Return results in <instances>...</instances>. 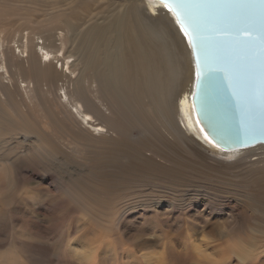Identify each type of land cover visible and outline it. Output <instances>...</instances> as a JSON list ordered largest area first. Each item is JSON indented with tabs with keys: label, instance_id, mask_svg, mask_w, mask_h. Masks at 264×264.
<instances>
[{
	"label": "rangeland",
	"instance_id": "obj_1",
	"mask_svg": "<svg viewBox=\"0 0 264 264\" xmlns=\"http://www.w3.org/2000/svg\"><path fill=\"white\" fill-rule=\"evenodd\" d=\"M19 1L18 12L36 11L34 17L47 20L8 24L0 27V36L29 33L36 43L53 33L61 41L58 54L76 76V35L59 23L50 25L47 8L34 4L49 0ZM9 45L17 54L15 44ZM8 56L14 62L9 51ZM23 78L25 93L7 92L17 113H8L12 125L0 132V264H264V197L256 192L264 188V178L252 181L264 170V148L204 151L183 134L164 132L170 152L153 155L152 170L122 173L106 167L103 188L102 179L84 178L92 167L75 148L72 135L82 131L69 114L71 106L61 102L64 80L35 79L29 71ZM20 118L38 122L48 133L61 132L63 153L73 161L46 154L41 142L21 133ZM60 120L69 124L68 135ZM100 120L104 124V116ZM151 132L134 127L130 137L140 142ZM30 142L37 148L30 150ZM256 156L259 160L251 161ZM171 166L172 173L163 174Z\"/></svg>",
	"mask_w": 264,
	"mask_h": 264
},
{
	"label": "bare ground",
	"instance_id": "obj_2",
	"mask_svg": "<svg viewBox=\"0 0 264 264\" xmlns=\"http://www.w3.org/2000/svg\"><path fill=\"white\" fill-rule=\"evenodd\" d=\"M36 2L38 8H47L44 11L51 15L47 21L50 25L59 23L72 37L76 35L79 73L70 75L73 73L71 63L65 61L63 53L58 54L61 41L56 42L53 33L39 36L40 42L36 43L29 33H18L16 39L5 34L0 36V94L7 95L12 88L25 93L27 84L23 83V71H29L35 79L42 76L52 83L63 79L59 87L61 102L71 106L69 114L82 131L72 135L77 143L75 148L88 156L92 167V173L84 178L98 177L104 188L106 167L122 173L152 170L155 166L152 156L170 152L162 137L164 132L174 137L183 134L204 151L217 149L232 154L240 151H224L203 135L192 103L194 67L190 47L166 4L159 0ZM20 4L19 0H0V27L47 20L34 17L36 11L18 12L16 7ZM82 25L86 26L78 29ZM11 42L15 44L17 54L10 47ZM8 51L15 56L14 62L9 61ZM58 62L60 67L57 68ZM4 75L7 76L5 81ZM70 81L73 88L68 87ZM99 102H104V110L99 107ZM9 112L17 113L10 104V95L1 96L0 132L12 125ZM103 116L104 124L100 120ZM20 121L23 123L21 133L41 142L46 154L50 152L64 162L73 161L63 153L64 143L58 137L61 132L48 133L36 121L21 118ZM58 126L68 135L66 121L60 120ZM134 127L151 128L152 132L148 138L135 142L130 137ZM110 133L114 135L110 136ZM30 145V150L37 148L31 142ZM256 147L264 148V144L245 149ZM258 157L261 158V154ZM254 159L257 161V156L250 160L254 162ZM171 169L175 168L171 166L163 174L172 173ZM162 170L157 169V172ZM77 177L72 175V179ZM260 178H264V170L252 181L255 183ZM256 192L264 197V188L258 187Z\"/></svg>",
	"mask_w": 264,
	"mask_h": 264
},
{
	"label": "snow or ice",
	"instance_id": "obj_3",
	"mask_svg": "<svg viewBox=\"0 0 264 264\" xmlns=\"http://www.w3.org/2000/svg\"><path fill=\"white\" fill-rule=\"evenodd\" d=\"M201 64L200 96L211 89L224 117L248 136L264 135V0H173ZM252 35L241 54L240 36ZM219 77V79H216Z\"/></svg>",
	"mask_w": 264,
	"mask_h": 264
},
{
	"label": "water",
	"instance_id": "obj_4",
	"mask_svg": "<svg viewBox=\"0 0 264 264\" xmlns=\"http://www.w3.org/2000/svg\"><path fill=\"white\" fill-rule=\"evenodd\" d=\"M166 4L175 16L176 22L178 23L182 32L187 37V42L190 47L191 57L194 67V80L192 90V103L196 119L199 122L200 128L205 133L214 145L224 151H233L239 149L249 148L258 144H264V135H262L256 126L253 125V130L248 136H238L236 131V125L226 121L222 106L215 99V93L210 89L208 93L207 102L202 101L200 96V86L198 76L201 72V64L199 58L194 54L193 49L190 45V34L187 33L186 26L183 20L175 10L173 0H159ZM254 39L252 35L242 34L240 36V50L243 54L246 50H251L252 45L250 42ZM216 79H219L217 77Z\"/></svg>",
	"mask_w": 264,
	"mask_h": 264
},
{
	"label": "built area",
	"instance_id": "obj_5",
	"mask_svg": "<svg viewBox=\"0 0 264 264\" xmlns=\"http://www.w3.org/2000/svg\"><path fill=\"white\" fill-rule=\"evenodd\" d=\"M204 135V134H203Z\"/></svg>",
	"mask_w": 264,
	"mask_h": 264
}]
</instances>
